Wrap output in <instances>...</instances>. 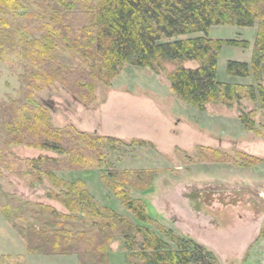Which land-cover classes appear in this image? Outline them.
Masks as SVG:
<instances>
[{"label":"trees","instance_id":"obj_1","mask_svg":"<svg viewBox=\"0 0 264 264\" xmlns=\"http://www.w3.org/2000/svg\"><path fill=\"white\" fill-rule=\"evenodd\" d=\"M255 24L251 62H227L230 76L252 75L255 84L220 81L217 66L222 46L250 44L211 38L210 28ZM60 50L81 58L84 65L64 64L57 58ZM187 60L197 61L198 66H185ZM0 62H15L23 68L18 97L0 102V172L6 169L30 185L48 177L61 189L49 192L48 197L68 211L16 195L2 202L0 192L4 216H36V221L20 228L29 253L78 254L81 264H108L111 244L121 240L127 258L136 264H220L212 250L193 239L162 228L170 243L151 228L103 205L84 181L57 177L62 169L106 166L109 146L152 147L153 143L145 139L126 143L72 124L56 127L35 93L59 83L90 106L97 101L98 89L110 86L125 64L147 67L164 73L178 98L199 110H206L210 103L238 104L246 130L264 139V124H256L255 112L241 110L244 99L259 101L264 109V0H0ZM169 62L175 64L171 71L165 67ZM19 145L57 156L22 158L9 150ZM199 150V157L217 162L264 164V158L239 150L233 154L211 147ZM176 153L186 155L180 147ZM157 173L155 169L111 170L102 177L137 220L152 223L147 204L132 197L126 187L150 189ZM11 263L25 264L26 257L11 258Z\"/></svg>","mask_w":264,"mask_h":264},{"label":"rangeland","instance_id":"obj_2","mask_svg":"<svg viewBox=\"0 0 264 264\" xmlns=\"http://www.w3.org/2000/svg\"><path fill=\"white\" fill-rule=\"evenodd\" d=\"M257 30V24L215 25L210 28L211 38L247 40L250 44L248 47L222 46L217 66L220 81L233 82L238 78L242 82L236 80L233 83L255 84L252 75L230 76L227 62L230 59L251 62ZM57 58L67 65H84L81 58L61 50ZM184 64L192 68L198 66L195 60H187ZM165 67L171 71L175 64L169 62ZM22 72L23 68L15 62H0V102L18 97L21 87L19 74ZM35 99L49 110L56 127L72 124L79 130L115 136L126 143L135 139L153 143L152 147L109 146L106 166L62 169L56 172L57 177L84 181L103 205L151 228L170 243L162 228L172 229L176 234L204 245L217 255L220 264H263L264 244H257L250 256L248 249L257 238V228L264 220V187L259 181L252 183L256 179L252 171L258 174L262 164L245 166L199 157V147H211L229 154L239 150L264 158V139L246 130L240 120L238 104L227 107L221 103H210L206 110H199L178 98L164 73L157 74L147 67L131 64L124 65L110 86L98 89L97 101L93 105L83 104L59 83L37 91ZM241 110L254 111L256 124L259 127L264 124V109L259 101L244 99ZM176 147L184 150L186 155L178 156ZM9 150L22 158L41 154L57 156L51 151L24 145L10 146ZM132 169L158 170L150 189L140 191L126 187L132 197L147 204L152 223L137 220L102 177L103 172ZM51 191L60 192L61 189L48 177L30 185L26 179L6 169L0 172L2 202L16 195L24 201L49 204L67 213L61 202L48 197ZM30 221H36V216L6 217L0 211V264H12L11 258L20 255L26 257L25 264H81L78 254L29 253L20 228ZM122 247L121 240L111 244L108 264H136L127 258Z\"/></svg>","mask_w":264,"mask_h":264},{"label":"crops","instance_id":"obj_3","mask_svg":"<svg viewBox=\"0 0 264 264\" xmlns=\"http://www.w3.org/2000/svg\"><path fill=\"white\" fill-rule=\"evenodd\" d=\"M236 80H240V82H242L241 79H238V78H234L233 82H237ZM230 82H232V81H230ZM260 168H262V170L258 174H256L255 171H252V174L254 175V177L256 179L255 180L254 179H251V180H254V182H252V183H257L259 181V183L261 184V186L264 187V164H262ZM258 175H260V177H258ZM262 196L264 197V193L262 194ZM263 228H264V220H263V222H260L259 228H257V231H258L257 232V238L255 239L254 243L251 244L250 246H248L249 247L248 248L249 249V256H250V253L251 254L253 253L252 250L254 249V247L257 246V244H264V237L261 236V231H262ZM261 263L264 264V259L262 260Z\"/></svg>","mask_w":264,"mask_h":264}]
</instances>
